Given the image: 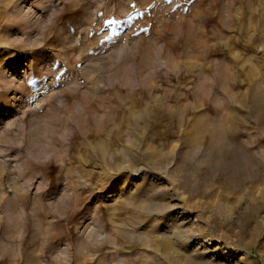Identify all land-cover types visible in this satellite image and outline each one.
Here are the masks:
<instances>
[{"label": "rangeland", "instance_id": "rangeland-1", "mask_svg": "<svg viewBox=\"0 0 264 264\" xmlns=\"http://www.w3.org/2000/svg\"><path fill=\"white\" fill-rule=\"evenodd\" d=\"M0 264H264V0H0Z\"/></svg>", "mask_w": 264, "mask_h": 264}, {"label": "bare ground", "instance_id": "bare-ground-1", "mask_svg": "<svg viewBox=\"0 0 264 264\" xmlns=\"http://www.w3.org/2000/svg\"><path fill=\"white\" fill-rule=\"evenodd\" d=\"M250 168L251 167H248L247 169H246V171L243 173V175L244 174H246V175H248L249 177L251 176V177H253V178H257V176H256V174H254V172H252L251 170H250ZM226 176H228L227 177V180H225L224 182L226 183V185L228 186L229 184H231L230 182L232 181V180H237L238 182H241V183H243V180H240V179H243L242 177H240V176H238V177H233V176H230V175H226ZM253 184H255V183H257V182H260L261 183V181L260 180H250Z\"/></svg>", "mask_w": 264, "mask_h": 264}, {"label": "snow or ice", "instance_id": "snow-or-ice-1", "mask_svg": "<svg viewBox=\"0 0 264 264\" xmlns=\"http://www.w3.org/2000/svg\"><path fill=\"white\" fill-rule=\"evenodd\" d=\"M111 23H115V21H111Z\"/></svg>", "mask_w": 264, "mask_h": 264}]
</instances>
